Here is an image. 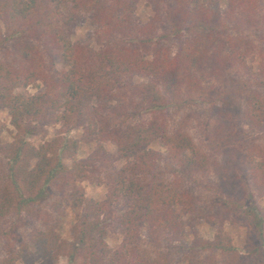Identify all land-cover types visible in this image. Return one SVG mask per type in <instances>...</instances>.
I'll return each instance as SVG.
<instances>
[{
	"label": "trees",
	"instance_id": "1",
	"mask_svg": "<svg viewBox=\"0 0 264 264\" xmlns=\"http://www.w3.org/2000/svg\"><path fill=\"white\" fill-rule=\"evenodd\" d=\"M138 1L0 0V108L20 132L0 140L1 264H52L59 251L67 264H264V209L255 199L264 195V0H226L222 10L213 0H146L156 8L145 23L134 15ZM83 16L97 47L71 40ZM200 104L206 149L174 116ZM49 124L79 128L94 149L67 164L76 140L59 154L21 135ZM83 180L104 185V198H86ZM196 187L209 194L204 219L246 229L243 252L221 232L197 235ZM53 192L81 209L70 241L53 226L61 202L40 204ZM118 229L112 248L106 236Z\"/></svg>",
	"mask_w": 264,
	"mask_h": 264
},
{
	"label": "rangeland",
	"instance_id": "2",
	"mask_svg": "<svg viewBox=\"0 0 264 264\" xmlns=\"http://www.w3.org/2000/svg\"><path fill=\"white\" fill-rule=\"evenodd\" d=\"M208 1L209 0H191L192 3L190 4V7L195 4H203ZM159 4V8H161L162 3L160 2ZM211 5L214 9L222 10L226 8L227 2L226 0H213L211 2ZM154 7L155 5H153L149 1L140 0L134 6V15L140 22L145 23L149 20L150 17L154 15ZM0 27H2L1 22ZM94 30L95 28L90 24L89 19L86 16H83L81 21L76 25L74 32L71 36V40L74 42L88 43L93 47H97L96 41L94 39ZM169 43L172 45L173 48L177 46V42L174 40H171ZM259 63L260 57L258 55H255L253 59H247V64L252 67L253 71L258 68ZM55 67L59 68L60 65L56 63ZM231 77L232 81H235L236 84L242 80L241 77L235 74ZM229 85L232 86L233 84L230 83ZM40 88L41 86L36 83L34 85L29 86L27 90L30 93H34ZM206 108L207 106L205 104H200L196 106H188L182 108L181 110H177L174 113L176 123H179L182 126L183 130H185V132L193 139L195 145L203 149H206V138L203 135L204 133L202 131L201 124H203V122L205 121V115L207 111ZM211 116V122H214L219 117L216 110ZM0 122L4 125L3 130L0 131L1 142H12L15 139L17 133L20 134V132H18V130L12 125L7 110L2 108H0ZM21 135L24 139H26L34 146H40L42 144L49 143L51 144L52 149L56 150V152H58L59 154L62 152V148L64 145L62 143L63 141H65L67 138H72L76 140L77 146L74 149H71L72 152L68 153L67 150L63 155L64 158L62 160L67 164H70L72 159H81L87 157L95 147L94 141L84 142L80 140L81 130L79 128H74L64 132L60 129V126L58 124L45 125L44 129H40L35 133H26L24 135L21 133ZM105 146L109 151L115 150L114 146L110 143H107ZM150 147L154 150L163 153L165 152L163 145L158 141H154L153 143H151ZM68 154L69 156L71 155V157L66 158ZM217 157L219 160L220 156ZM214 180V175L211 174L210 178H208L207 181L211 182ZM78 187L86 198L93 200L103 199L104 194L106 192V188L104 185H99L98 183L90 180H83L79 182ZM194 192L198 195V198L200 199L201 207V211H199L200 213H198V215L196 214L192 220L193 228L197 232V235L204 240H215L216 236L221 232L222 237L229 239L236 252H243L246 242L248 240L246 229L240 227L235 223H229L228 221H224L221 223V220H216L215 223H211L204 219L203 215L200 214H204V212H206L205 207L206 205H209L207 198L209 197V194L197 187L194 188ZM60 198L61 196H57V193L53 192L51 197L49 196L45 198L40 202V204L43 207H49L51 209L52 206L50 207V205L52 202H57V200L61 202L60 207L57 209L58 214L55 215L56 218L53 219V226L56 228V232L60 235V238L62 240L70 241L72 238L70 232L71 227L73 223L78 219L81 213V209L75 207V205L72 204L73 199H71L69 196H66L64 198L65 201H61ZM255 199L256 204L262 209H264V195H256ZM189 217H192V215H189L187 217L185 216V218ZM192 231L193 229L191 227L186 228V236L187 240L189 241L193 237ZM121 239V229H118L116 232H110L106 236V242L112 248H115L120 243ZM17 264H21V261H18ZM52 264H67L66 255L59 251L54 257Z\"/></svg>",
	"mask_w": 264,
	"mask_h": 264
}]
</instances>
